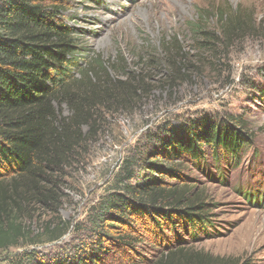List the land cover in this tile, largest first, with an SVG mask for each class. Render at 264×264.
<instances>
[{
    "label": "rangeland",
    "instance_id": "1",
    "mask_svg": "<svg viewBox=\"0 0 264 264\" xmlns=\"http://www.w3.org/2000/svg\"><path fill=\"white\" fill-rule=\"evenodd\" d=\"M67 6L63 17L73 37L87 42L78 58L92 69V118L70 163L52 175L53 199L24 202L30 234L0 250V264H156L178 245L188 254L169 264H264V0H69ZM218 6L243 7L259 28L204 48L191 23L199 9ZM209 27L218 28L216 18ZM229 114L242 115L252 135L239 158L222 152L214 160L202 144L203 156L176 160L186 178L152 172L165 189L189 187L207 205L209 221L189 228L174 213L176 232L146 234L135 250L115 244L130 226L102 213L109 199L126 192V160L143 148L161 153L186 136V127L222 125ZM131 220L139 225L136 216ZM100 241L102 258L108 247L116 249L94 263Z\"/></svg>",
    "mask_w": 264,
    "mask_h": 264
},
{
    "label": "trees",
    "instance_id": "2",
    "mask_svg": "<svg viewBox=\"0 0 264 264\" xmlns=\"http://www.w3.org/2000/svg\"><path fill=\"white\" fill-rule=\"evenodd\" d=\"M67 4L69 0H0V250L27 239L30 230L24 221V202L47 204L53 199L54 188L49 185L52 175L70 163L82 142V128L92 118L87 107L93 101L89 93L94 97L96 92L89 77L92 69L78 58L88 51L87 42L73 37L74 29L63 17ZM228 8L199 9L191 28L204 48L221 46L219 43H229L238 33L259 28L243 7ZM211 18L217 20L214 30L209 27ZM214 31H220L221 37ZM65 107L72 111L71 117L65 116ZM247 128L242 115L229 114L222 125L206 121L198 127H186V136L167 144L161 153L151 155L143 148L139 156L129 157L123 167L126 192L109 199L102 213L115 223L130 226L131 233L121 234L115 244L123 250H135L134 245L143 243L146 234L165 235L167 229L176 232L174 213L182 226L189 228L208 222L204 214L207 205L199 203L196 194L191 196L189 187L165 189L157 183L162 179L152 172L161 170L174 178H186L176 160L180 156H203L202 144L209 146L214 160L220 161L222 152L237 159L252 138L243 130ZM151 156L171 165L164 167L151 161ZM136 168L143 173H135ZM135 176H139L137 181L129 183ZM160 202L176 209L168 212L159 207ZM135 216L138 226L131 220ZM99 222L104 221L100 218ZM101 241L96 255L90 258L94 263L102 258ZM114 249L108 247L103 257ZM175 249L156 264H169L188 254L180 245Z\"/></svg>",
    "mask_w": 264,
    "mask_h": 264
}]
</instances>
